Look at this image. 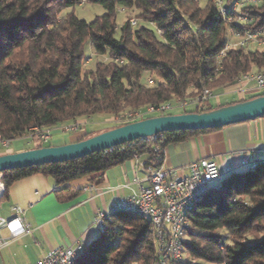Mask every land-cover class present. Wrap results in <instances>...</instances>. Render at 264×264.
<instances>
[{"label": "trees", "instance_id": "obj_1", "mask_svg": "<svg viewBox=\"0 0 264 264\" xmlns=\"http://www.w3.org/2000/svg\"><path fill=\"white\" fill-rule=\"evenodd\" d=\"M83 1L101 4L105 14L92 22L62 15ZM237 2L242 0H0V135L9 141L26 138L34 127L101 113L121 117L118 127L159 116L128 118L127 111L195 96L205 88L236 86L242 74L264 68V48L225 49L235 31L264 28V0L235 12L231 7ZM119 8L135 10L136 24L129 18L118 28ZM230 16L247 20L229 21ZM88 39L96 55L108 58L93 69L84 68ZM149 73L155 75L152 84L143 79ZM234 103L181 111L200 113ZM210 130L164 132L66 162L7 170L1 173L4 191L20 179L44 174L63 198L74 180L102 177L136 157L162 166L169 144ZM45 146L52 145L36 144ZM190 219L196 231L185 244V264H264V161L227 174ZM155 248L152 223L118 211L75 264H151Z\"/></svg>", "mask_w": 264, "mask_h": 264}, {"label": "crops", "instance_id": "obj_2", "mask_svg": "<svg viewBox=\"0 0 264 264\" xmlns=\"http://www.w3.org/2000/svg\"><path fill=\"white\" fill-rule=\"evenodd\" d=\"M229 88H214L211 99L219 96V90ZM235 90L238 91L237 85ZM246 97L243 94L239 99L224 102L217 98L216 103L210 100V105L239 102ZM90 118L79 119L82 126L76 132L65 131L63 125L51 127L50 145H64L83 138L90 131L84 127ZM56 133L63 137L53 140ZM28 144L33 147L26 148ZM7 148L9 150L0 152V155L37 147L29 139L21 138L12 140ZM252 152L264 161V116L194 134L184 141L169 144L164 150L162 167L184 176L189 172V163L208 158L215 161L221 170L244 171L248 169L244 164L246 157ZM145 160L144 156L136 157L109 168L102 177L77 179L70 184V195L63 198L55 193L54 179L44 174H34L14 182L7 194L4 191L0 198V217L11 218L13 208L19 206L23 209L29 231L0 250V264H35L58 247L91 244L102 233V228L94 223L98 212L111 213L117 196H131L139 192L140 185L148 184L141 166ZM89 185L93 188L86 189ZM0 234L7 236V231L1 229Z\"/></svg>", "mask_w": 264, "mask_h": 264}, {"label": "built area", "instance_id": "obj_3", "mask_svg": "<svg viewBox=\"0 0 264 264\" xmlns=\"http://www.w3.org/2000/svg\"><path fill=\"white\" fill-rule=\"evenodd\" d=\"M256 0H242L232 5L233 11L245 3ZM219 5L224 16L227 9L222 1ZM229 21L243 22V16H230ZM132 24L136 20L132 19ZM234 41L228 42L225 49L231 48H264V28H244L234 32ZM225 51L221 55H224ZM153 83V79L148 80ZM238 91L244 95H257L264 92V68L255 69L241 75L237 84ZM214 96L213 89L205 88L199 94L182 99H175L162 103L159 106H148L143 111L130 114L128 118H139L145 115H166L174 109L193 110L206 107ZM82 123L76 121L63 125L68 132L81 129ZM52 137L51 127H34L26 138L36 144H47ZM0 144L9 146V140L0 135ZM262 163L255 152L246 157L244 164L248 168H256ZM146 172L147 185H140L139 192L131 196L119 195L115 198L111 213L98 212L94 223L104 230L107 220L114 212L122 211L144 216L154 229L155 254L151 264H185L187 261L185 244L189 237L195 233V227L190 219L192 211L204 200L206 195L215 187H220L223 178L233 171L231 168L221 170L217 163L208 158H202L188 164V174L178 176L171 169L154 166L146 161L141 163ZM89 185L86 189H91ZM5 189L2 174H0V193ZM11 218L0 217V230L5 229L7 236L0 234V250L29 231L25 222L23 209L19 206L13 208ZM84 252L81 243L58 247L48 252L35 264H75Z\"/></svg>", "mask_w": 264, "mask_h": 264}, {"label": "water", "instance_id": "obj_4", "mask_svg": "<svg viewBox=\"0 0 264 264\" xmlns=\"http://www.w3.org/2000/svg\"><path fill=\"white\" fill-rule=\"evenodd\" d=\"M264 116V95L212 110L149 117L106 130L81 141L0 155V174L7 170L66 162L140 138L178 130L221 128ZM4 190L0 193V198Z\"/></svg>", "mask_w": 264, "mask_h": 264}, {"label": "rangeland", "instance_id": "obj_5", "mask_svg": "<svg viewBox=\"0 0 264 264\" xmlns=\"http://www.w3.org/2000/svg\"><path fill=\"white\" fill-rule=\"evenodd\" d=\"M246 5H247V3H246ZM105 12H106V10L101 4L83 1L82 3L77 4L72 8L65 9L63 11L62 15L68 14V13H73L80 19H84L87 22H92L98 16L105 14ZM135 14H136L135 10H132V9H126L125 10L124 8H119L117 11V21H116L118 28L121 27V25L125 22L126 19H129V18L136 19ZM117 34H119V31ZM233 41H234V37L231 35L230 36V42H233ZM249 49H252V48H249ZM107 60H108L107 56L96 55V53L94 52V49L92 47L91 41L88 39L86 41L85 47H84V68L85 69H93V68H95L98 61H107ZM255 69L256 68H254L253 70H255ZM143 79H144V81H148L149 79H155V75L149 73V74L145 75V77ZM210 89H212V88H210ZM235 89H236V86L230 87L228 90H222V91L219 90L218 91L219 96L217 97L218 100L224 102V101H227L229 99H233V98L239 99L240 97H243V94L241 92H238ZM248 95H250V94H248ZM248 95H247V97H248ZM217 98L211 99V102L216 103ZM211 102L209 101L208 104H210ZM133 113H135V112L134 111H127L126 112L128 117L130 114L133 115ZM171 113L178 114V113H182V111L180 109L176 108V109L172 110ZM90 119L91 120L84 127L88 128L90 131H93L94 133L91 135V136H93V135H96L98 133L104 132L106 130H110L112 128H115V126H117V124H119L121 122L122 118L111 116L108 113H101V114H96V115L92 116ZM62 137L63 136L61 133L53 134V140H56V139H59ZM11 143H12V141H9V144H11ZM34 143H35V141H34ZM49 144L50 143H47L46 145H49ZM32 147H33L32 144H28L26 148H32ZM7 150H9V149L6 146H2V144H0V152H5ZM75 181H78V180H74V182ZM220 232H223V231H220Z\"/></svg>", "mask_w": 264, "mask_h": 264}]
</instances>
